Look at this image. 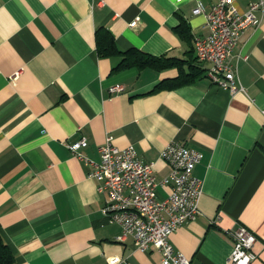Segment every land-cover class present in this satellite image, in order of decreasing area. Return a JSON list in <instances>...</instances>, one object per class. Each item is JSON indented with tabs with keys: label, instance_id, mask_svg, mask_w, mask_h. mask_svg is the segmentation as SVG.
Returning <instances> with one entry per match:
<instances>
[{
	"label": "crops",
	"instance_id": "1",
	"mask_svg": "<svg viewBox=\"0 0 264 264\" xmlns=\"http://www.w3.org/2000/svg\"><path fill=\"white\" fill-rule=\"evenodd\" d=\"M216 1L0 0V235L13 264L160 263L158 250L117 238L121 226L101 213L105 194L66 146L85 136L82 151L98 160L107 134L133 144L157 178L169 172L160 152L171 140L202 152L193 169L200 214L169 235L189 264H229L227 231L237 224L256 236L249 264H264V11L232 50L244 88L233 93L211 82L206 61L196 59L202 73L192 82L155 89L176 68L113 71L118 58L95 48L102 26L120 49L184 57L192 47L196 57L174 26L205 34L192 10ZM233 1L243 11L256 0ZM114 84L123 89L109 92ZM169 188L157 185L156 199Z\"/></svg>",
	"mask_w": 264,
	"mask_h": 264
},
{
	"label": "built area",
	"instance_id": "2",
	"mask_svg": "<svg viewBox=\"0 0 264 264\" xmlns=\"http://www.w3.org/2000/svg\"><path fill=\"white\" fill-rule=\"evenodd\" d=\"M192 11L205 18L207 32L193 35L192 44L197 59L209 62L207 76L231 93L244 90L235 77L232 50L243 31L259 23L264 0L249 2L243 11L238 10L233 0H217L208 8L198 2ZM136 22L134 18L129 25L134 26ZM122 89L121 84L108 88L111 93ZM86 145L85 136L66 144L69 152L89 167L87 175L97 181L98 191L105 194L101 213L107 222L121 226L122 232L117 238L130 236L135 248L141 251L158 250L159 264H189V258L174 248L169 235L184 221L194 220L200 214L202 179L193 174V169L201 161L202 152L171 140L160 152L169 165V172L157 178L152 162L139 160L133 144L119 147L114 144L113 136L107 134L98 146V160L82 151ZM160 184H168L170 188L167 196L159 200L155 193ZM227 235L232 244L226 260L229 264H249L256 258L252 249L256 236L252 230L237 224Z\"/></svg>",
	"mask_w": 264,
	"mask_h": 264
},
{
	"label": "trees",
	"instance_id": "3",
	"mask_svg": "<svg viewBox=\"0 0 264 264\" xmlns=\"http://www.w3.org/2000/svg\"><path fill=\"white\" fill-rule=\"evenodd\" d=\"M174 31L187 41H192L189 26L185 21H181L174 26ZM192 43V42H191ZM95 48L99 56H115L117 63L111 70L117 71L129 67L137 69L152 68L154 70H164L176 68L177 74L173 77H166L156 83L155 89H171L179 85L190 83L200 76L202 69L196 63L197 57L192 56L193 49L189 48L187 56L176 57L166 54L154 55L137 47L120 49L117 47L113 35L105 27H98L95 30ZM0 264H13V253L0 235Z\"/></svg>",
	"mask_w": 264,
	"mask_h": 264
}]
</instances>
